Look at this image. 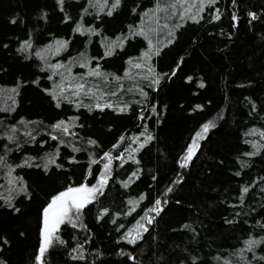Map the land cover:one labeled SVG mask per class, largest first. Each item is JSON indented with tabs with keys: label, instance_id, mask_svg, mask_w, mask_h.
I'll return each mask as SVG.
<instances>
[{
	"label": "trees",
	"instance_id": "1",
	"mask_svg": "<svg viewBox=\"0 0 264 264\" xmlns=\"http://www.w3.org/2000/svg\"><path fill=\"white\" fill-rule=\"evenodd\" d=\"M0 264H264V0H0Z\"/></svg>",
	"mask_w": 264,
	"mask_h": 264
},
{
	"label": "rangeland",
	"instance_id": "2",
	"mask_svg": "<svg viewBox=\"0 0 264 264\" xmlns=\"http://www.w3.org/2000/svg\"><path fill=\"white\" fill-rule=\"evenodd\" d=\"M196 149L197 146L194 144V147L190 150L189 154L192 155ZM106 176L107 174L101 176L99 178V183L95 187L90 188L84 186L72 194H64L55 200L53 205H57L62 201L64 204L60 208L54 209L50 212L47 224L44 225L43 245L45 250L52 247L56 242L61 226H80L84 208L94 201L101 192L103 185L106 183Z\"/></svg>",
	"mask_w": 264,
	"mask_h": 264
},
{
	"label": "water",
	"instance_id": "3",
	"mask_svg": "<svg viewBox=\"0 0 264 264\" xmlns=\"http://www.w3.org/2000/svg\"><path fill=\"white\" fill-rule=\"evenodd\" d=\"M67 195H68V194H67ZM63 204H64V202L62 201V202H60L59 204L54 205V206H52V207H49V208L46 210L45 215H44V225L47 224V220H48V216H49L50 212H51L52 210H54V209L60 208Z\"/></svg>",
	"mask_w": 264,
	"mask_h": 264
}]
</instances>
